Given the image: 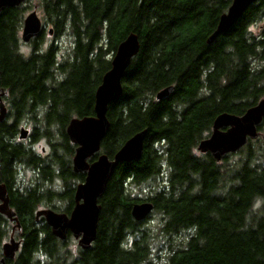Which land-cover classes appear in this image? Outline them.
Masks as SVG:
<instances>
[{
	"label": "trees",
	"instance_id": "1",
	"mask_svg": "<svg viewBox=\"0 0 264 264\" xmlns=\"http://www.w3.org/2000/svg\"><path fill=\"white\" fill-rule=\"evenodd\" d=\"M30 1L0 12V97L8 107L0 121V183L9 185L18 167L38 169L46 182L58 179L63 185L61 192L45 188L41 200L56 212L71 211L72 184L85 176L71 172L74 145L65 128L72 118L94 115L95 90L131 32L140 50L123 74L122 95L109 104L101 152L111 158L134 133L146 130V137L142 158L120 164L99 198L96 239L88 249L72 252L69 233L60 241L30 217L22 224L23 247L14 264H264L259 138L224 156L222 161L243 155L230 166L196 150L217 114L240 115L264 97V23L256 35L250 28L264 21V0L211 44L206 40L231 0H35L52 34L67 30L73 38L70 57L61 63L53 45L41 50L49 30L29 42V55L21 53L20 30ZM168 86L173 91L157 101L156 93ZM39 108L45 113L37 119ZM24 120L35 125L28 145L17 137ZM52 128L57 143L51 141ZM258 131L264 132V119ZM44 137L50 142L45 163L32 148ZM162 176L165 183L157 184L152 196L129 198V187ZM34 200L22 199L16 209L28 218ZM143 201L154 209L137 222L130 207ZM153 213L162 216L159 233L169 240L189 232L164 259L153 256L157 235L145 226Z\"/></svg>",
	"mask_w": 264,
	"mask_h": 264
},
{
	"label": "water",
	"instance_id": "2",
	"mask_svg": "<svg viewBox=\"0 0 264 264\" xmlns=\"http://www.w3.org/2000/svg\"><path fill=\"white\" fill-rule=\"evenodd\" d=\"M29 0H0V12L7 8L17 7ZM258 0H231L227 10L218 19L215 29L206 40L207 44L213 43L218 37L226 33ZM41 18L34 9L23 19L20 38L23 43H29L44 29ZM52 34V29H49ZM140 50L138 36L131 32L122 40L111 58L110 69L102 76L101 82L94 93L93 116L72 118L65 133L72 144L76 145L72 157V170L74 173H84V181L75 186L74 205L69 214L44 209L37 212L43 216L51 234L65 241L68 233L76 240L77 246L88 249L96 239L98 220L101 205L98 203L116 168L127 162L139 161L144 153L146 130L138 131L126 139L120 148L109 158L101 152V142L104 139L110 122L107 117L109 104L118 100L122 95V77L129 67L133 57ZM173 91V86H168L155 95L157 101L166 98ZM6 115V107L0 97V121ZM264 119V98L259 99L254 105L248 107L242 114L236 115L227 112L217 114L212 122L208 137L201 139L196 149L200 154H210L220 162L224 156L236 153L250 140L259 136L258 126ZM25 127L19 129L18 138L24 140L28 136ZM96 159L89 162L93 156ZM151 202L143 201L132 203L131 217L141 222L153 212ZM8 206L4 202L0 211L7 214ZM12 214H8L11 218ZM19 243L11 241L3 246L4 256L13 257L18 250Z\"/></svg>",
	"mask_w": 264,
	"mask_h": 264
},
{
	"label": "rangeland",
	"instance_id": "3",
	"mask_svg": "<svg viewBox=\"0 0 264 264\" xmlns=\"http://www.w3.org/2000/svg\"><path fill=\"white\" fill-rule=\"evenodd\" d=\"M30 2H31L30 4L29 3L25 4L29 8L26 10L24 17L29 12H31L35 9V5H36L35 0L30 1ZM37 13H38L39 17L41 18L38 11H37ZM261 23H264V21H260V22L258 21V23L256 25H253L250 27L251 30L253 31V32L251 31L253 34L256 35L258 33V30L260 29V27H262ZM44 26H45V30H44L45 32H47L51 28V26H49L45 23H44ZM20 33H21V30H20ZM20 40H21V38H20ZM51 45L56 47V49H57L56 58H57V61L59 63H61V62L66 61L70 57V54H71V51L73 48V38L67 30L59 36H54V34L45 33L43 41L41 43V50H46ZM31 49H32V43L25 44L22 42L20 44V51H21V53L24 54V56L29 55L31 52ZM250 63H251L250 64L251 66L258 65V61H251ZM262 98H264V97H262ZM44 113H45V111L43 110V108H39L37 110V114H38L37 119L42 118ZM34 126H35L34 122L28 121V120L22 121V123L20 125V127H25L26 129L29 130L30 136L33 133L32 130H33ZM42 126H43V124H41L40 127H42ZM50 135H51V141L53 143H57L59 134L55 128L51 129ZM258 138L259 139L256 140L258 145H256L255 148L258 149L257 155L259 158V163L264 166V132L263 133L259 132ZM22 142L24 144L28 145L30 142V139L23 140ZM253 147H254V144H253ZM32 148H33L34 152L36 154L40 155L39 157H42L44 160H47L49 158L50 142L48 141L47 138H45V137L40 138L37 143L32 145ZM197 153L200 154L198 151H197ZM241 157H243V155H233L227 161L219 162V165H223L226 162L230 166L232 164H235ZM45 162L46 161H44V163ZM70 163H72V156L70 158ZM18 170L20 173L19 176L23 181L29 182V180H31V179L33 181L35 173L32 172V170L30 168L18 167ZM164 179H165V176H162V177L156 178V180L150 179L148 181L141 183L138 186L129 187V198L130 199H145L148 196H152V194H154L155 190L157 189V184L164 185V183H165ZM78 183H80V181H74L72 184L73 187H75ZM42 185H44V188H46V189L50 188V190H54L55 192H61L63 190L62 182L58 179H54L52 183L46 182V183H43ZM55 204L60 205L61 208H65V203H63V202H57ZM44 206H46V204ZM161 223H162V216L158 213H153L151 218L149 220H147V222L145 223V226L157 235V241L154 242V245H153V256L156 257V255H159V257L161 259H164L168 254V248L169 247H173V248L177 247L179 242H180L179 238H182V239L186 238L188 236L189 232L184 231L180 234L179 238L177 236H174L169 240L167 237L162 236L159 233V226ZM76 247H78L76 240L73 239V237L69 238L68 243H67V248H69L72 252H74ZM40 257H42V256H40Z\"/></svg>",
	"mask_w": 264,
	"mask_h": 264
},
{
	"label": "flooded vegetation",
	"instance_id": "4",
	"mask_svg": "<svg viewBox=\"0 0 264 264\" xmlns=\"http://www.w3.org/2000/svg\"><path fill=\"white\" fill-rule=\"evenodd\" d=\"M4 105L6 107V115H5L6 117L8 113V107L5 102ZM29 134L30 133L28 132V136L24 140L30 139L31 136ZM72 145H74V151H75L76 145L75 144ZM74 151H73V155H74ZM36 155L40 156L38 154ZM96 157L88 161L92 162L96 159ZM40 158L41 161H44L42 157ZM70 168H71V172L74 173L72 170V163L70 164ZM31 170L32 172L35 173L33 181L32 179L29 180V182L23 181L19 176L20 175L19 170H17V174L12 178H10V183L8 182L9 185H6V183H0V206H3L4 202L8 206V210L6 212L7 214L2 213L0 211V264H14L15 261L18 259L19 254L23 247V240H24V232H23L22 224H25L27 221H29L30 217L36 228H42V226L46 224L43 216H37L38 211L44 209H50L47 206H44L45 202L41 200L43 196V192L45 190L44 185L42 184L46 183V178H45L46 175L43 174L38 169H31ZM74 174H78V173H74ZM29 197L31 199H33L34 197L35 200L30 209V213L28 214L29 217L26 218L24 216L27 215L18 212L15 204L18 203V201H21L22 199H27ZM8 214H12L11 218L8 217ZM11 241L19 243L18 250L14 253L13 257H6L4 256L3 246L6 243H10Z\"/></svg>",
	"mask_w": 264,
	"mask_h": 264
}]
</instances>
